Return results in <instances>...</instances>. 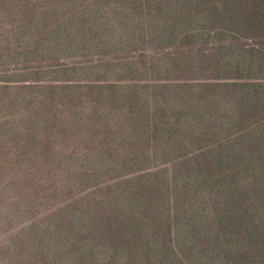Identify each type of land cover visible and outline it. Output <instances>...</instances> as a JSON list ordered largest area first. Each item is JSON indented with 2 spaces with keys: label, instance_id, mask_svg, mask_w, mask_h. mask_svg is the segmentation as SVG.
<instances>
[{
  "label": "rangeland",
  "instance_id": "1",
  "mask_svg": "<svg viewBox=\"0 0 264 264\" xmlns=\"http://www.w3.org/2000/svg\"><path fill=\"white\" fill-rule=\"evenodd\" d=\"M258 2L0 0V264H193L187 244L216 254L214 210L201 225L189 216L197 189L222 195L229 179L188 171L235 155L227 173L250 193L234 210L264 201L252 187L264 186ZM211 90L222 102L201 106ZM130 98L126 119L115 106Z\"/></svg>",
  "mask_w": 264,
  "mask_h": 264
},
{
  "label": "trees",
  "instance_id": "2",
  "mask_svg": "<svg viewBox=\"0 0 264 264\" xmlns=\"http://www.w3.org/2000/svg\"><path fill=\"white\" fill-rule=\"evenodd\" d=\"M257 11H259V14L264 15V3H256L255 13H257ZM261 27L264 28V24H261ZM209 101H214L215 104L221 103L222 98L220 93H216L215 90H211L208 96L200 95L201 106ZM146 103L147 100L141 102L139 108L133 106L132 109L134 108L136 110L143 111L144 108H146ZM131 104V98L130 100H123L119 103V105L116 104L115 110H121L124 106L129 108L127 114H124L121 111V115H125V118L127 119L129 118L128 114H130V116L134 115L130 108ZM245 137L246 133L238 134L234 138L230 139V141L234 143L236 141L244 142ZM224 146L225 144L221 141L217 144L218 148H223ZM226 155L227 154H223L221 157L214 159L209 165L198 164L196 165V168H190L188 171V179H193L196 183L201 181V177L205 173H208L210 177L216 176L217 181H219L222 176L224 179L226 178V180L229 179L228 182L226 181V185L222 186V195L215 194L213 190L204 192L197 189L195 191V195H199L201 197L202 207L196 206V208H194V216L192 213L189 216V221L191 223L194 224L199 222L200 224H198L201 225L199 218L202 217V213L206 212V209L211 206L214 210L211 214L216 218V222L213 223V228L215 229L218 226L221 230L220 238L216 242L218 251H216V254L211 253L203 258L198 248L192 247L189 244L181 245L180 249L188 251V257L193 261V264H217V259H219L222 255L228 256L236 254L243 255L245 258L243 264H264V201L260 203H254L253 201L249 202V205L253 208L251 210L243 211L242 214L237 213V211L234 210V207L238 204L239 208H242L243 203L240 197L244 192L250 193V190L238 188L237 181H235L234 178H231L232 175L230 173H227L228 168H232L234 170V164L237 161L235 155ZM259 182L256 181L252 187H255L257 191L264 192V186H261ZM150 189L157 191L152 185L150 186ZM158 195L159 199H163L159 193ZM220 200H225L227 203L222 211V217L218 218V210L215 206ZM198 208H201L202 211L198 210ZM196 209L198 210L197 212ZM199 213L201 214L198 215ZM229 218L230 220L227 221ZM208 229H210V226ZM151 244L152 242L150 241L145 242V249H148Z\"/></svg>",
  "mask_w": 264,
  "mask_h": 264
}]
</instances>
